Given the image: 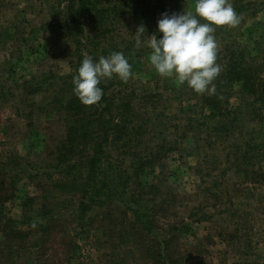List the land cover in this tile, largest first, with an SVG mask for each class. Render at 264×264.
Returning <instances> with one entry per match:
<instances>
[{
	"label": "rangeland",
	"instance_id": "1",
	"mask_svg": "<svg viewBox=\"0 0 264 264\" xmlns=\"http://www.w3.org/2000/svg\"><path fill=\"white\" fill-rule=\"evenodd\" d=\"M74 1L0 0V264H264V0H228L213 94L149 60L162 14L195 0ZM114 52L131 76L82 104L78 64ZM242 68L256 94L229 82ZM101 143L96 183L72 192Z\"/></svg>",
	"mask_w": 264,
	"mask_h": 264
},
{
	"label": "clouds",
	"instance_id": "2",
	"mask_svg": "<svg viewBox=\"0 0 264 264\" xmlns=\"http://www.w3.org/2000/svg\"><path fill=\"white\" fill-rule=\"evenodd\" d=\"M193 7L194 11L181 14H162L156 33L147 38L149 60L161 77L186 83L197 94H213V81L220 72L214 33L217 27L235 26L239 20L228 0H195ZM145 30L141 25L136 31L137 47ZM131 74V65L122 52L98 60L86 56L73 76V92L82 104L91 106L103 97V89L98 86L102 79L116 76L127 81Z\"/></svg>",
	"mask_w": 264,
	"mask_h": 264
},
{
	"label": "trees",
	"instance_id": "3",
	"mask_svg": "<svg viewBox=\"0 0 264 264\" xmlns=\"http://www.w3.org/2000/svg\"><path fill=\"white\" fill-rule=\"evenodd\" d=\"M67 1L70 2L71 7L73 8L75 1L74 0H67ZM80 30L83 31V28L81 26H80ZM79 33H81V32H79ZM78 45H79V43H78ZM80 64H78V67L80 66ZM229 79H230L229 82L231 80H233L235 83H238L241 90H246V92L249 94H256L257 93V92H254L255 90H251V88H253V89L255 88L256 78H254V75L251 74L250 68H242L239 70L238 73H235V74H233V72H231V76L229 77ZM104 91L105 90L103 89V97L100 100V105H104L107 103V98L105 97L106 93ZM206 100H207V102L211 101V98H206L204 101H206ZM98 103L99 102H97V104ZM71 105H72V103L68 102V106H71ZM100 121H101V119L97 118L96 120H94L95 123L94 122L93 123L99 124ZM106 123L107 122L103 121L102 125H101V129L103 131L102 138L107 137L108 125ZM75 124H76V122H75ZM77 125H80V124L77 123ZM83 125H85L83 127V129L87 132L88 129L90 128V126H92L93 124L86 125V122H84ZM75 131H76V128H74L68 132V138L73 140L71 153H74L75 147H76L75 146L76 140L71 138L73 136V134L75 133ZM87 134L88 133H85L86 136H87ZM102 147H103V143H101L99 146L94 147V152H93L94 158H91L90 161L88 162L86 172L82 178V182L80 183V181H79V183H80L79 186L76 185V183H78L79 177L74 176L73 180H70V189L72 192H76L77 190H79L80 192H82V194L84 196H86L90 192L89 185L91 183L95 184L96 180H97V176L99 175V169H100L101 161H102V159L99 157V155L101 154V151H103ZM99 150H100V152H99ZM87 209L88 208L85 205H83L82 211L85 212ZM138 217H141V214L138 213ZM143 224L147 226V224H149V221H146ZM158 256H159V260L157 263L158 264H166L165 256H163L162 254H159ZM167 260L169 261L168 257H167Z\"/></svg>",
	"mask_w": 264,
	"mask_h": 264
}]
</instances>
